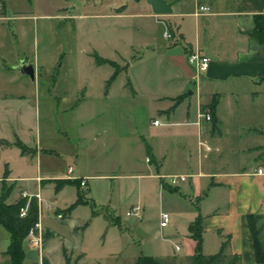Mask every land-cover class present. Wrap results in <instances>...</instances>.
<instances>
[{"label": "crops", "instance_id": "obj_1", "mask_svg": "<svg viewBox=\"0 0 264 264\" xmlns=\"http://www.w3.org/2000/svg\"><path fill=\"white\" fill-rule=\"evenodd\" d=\"M165 1L173 13L164 15L160 24L163 33L168 25L175 38L160 42L158 51L177 92L155 96L153 110L141 123L118 109L115 80L105 92L114 67L97 65L92 54L116 62L121 71L118 58L104 57L95 49L87 52L95 66L111 68L95 92L97 86L92 87L87 76L78 85L69 82L61 74L60 57L37 60L50 82L42 95L34 65V121L22 117L21 105L16 107L30 94L21 88L13 94L0 90V188L18 190L6 203H16L23 192L40 193L55 213H43L40 248L29 244V236L24 241L25 264H66L63 249L72 253V260L80 256L78 264H84L94 225L105 244L114 246L106 250L111 264H132L141 254L165 262L187 260L196 249L189 226L198 216L205 255L217 253L229 236L228 251L239 255L241 264H264L256 261L248 226L252 216L264 253V44L252 36L255 16L264 15V0ZM5 3L0 0L1 20L6 18ZM201 6L209 10L199 12ZM193 51L211 59L201 76L188 62ZM1 73L14 82L23 80L4 66ZM123 88L132 99L139 95L130 78ZM181 96L174 105L172 99ZM214 100L213 120L219 130L213 121L197 124L200 112ZM156 119L164 124L153 125ZM172 176H185L186 181L171 186ZM66 188H73V200L60 204ZM78 193L88 204L70 210ZM164 203L168 211H163ZM97 204L109 211L123 206L125 212L110 220ZM88 205L93 210L81 216L79 208ZM135 206L142 208L141 217L127 215ZM162 212L171 216L167 227L160 226ZM4 233L0 263L8 264L4 252L9 235ZM99 260L96 264H104Z\"/></svg>", "mask_w": 264, "mask_h": 264}, {"label": "rangeland", "instance_id": "obj_2", "mask_svg": "<svg viewBox=\"0 0 264 264\" xmlns=\"http://www.w3.org/2000/svg\"><path fill=\"white\" fill-rule=\"evenodd\" d=\"M5 5L6 18L0 19V66L13 71L23 80L14 82L13 77H5L1 73L0 90L13 94L21 88L30 94L22 104L18 102L16 105L23 107L21 113L24 119L34 121L37 117L34 107L36 84L29 76L20 73L18 67L21 63L35 65L36 78L38 80L39 72V81L43 84L40 85L42 95L47 91L44 85L50 82V77L44 70L41 71L37 60L46 58L50 62L58 57L63 63L61 74L68 77L69 82L70 79L75 80L78 85L80 79L87 76L92 87L97 86V89H93L95 92L99 81L107 78L111 68H97L87 55L92 49L104 57L118 58L122 73L113 83V97L121 101L118 109L123 114L134 116L140 123L153 110L152 99L155 96L177 92V84L169 80V69L158 51L160 42L165 39L164 35L162 37L164 26L160 24L165 16H155L146 0H6ZM187 5L190 7L191 2ZM123 6V10H115ZM136 56L142 58L135 60ZM129 78L139 93L133 99L123 88ZM72 189L66 188L62 192L60 204L73 200ZM16 192L17 189L10 191L6 201ZM169 207V204L164 203L163 211H168ZM115 209L109 211L97 204V210L104 212L110 220L112 216L125 212L123 206ZM89 210H93L90 205L80 207L78 213L83 216L90 213ZM50 213L55 216L53 209ZM89 232L91 239L87 243L88 256L84 264H96V258L101 263L111 264L106 250L114 246L105 244V238L100 236L97 226H92ZM4 237V229L0 226V250L4 245ZM165 263L191 264L189 260L179 258Z\"/></svg>", "mask_w": 264, "mask_h": 264}, {"label": "trees", "instance_id": "obj_3", "mask_svg": "<svg viewBox=\"0 0 264 264\" xmlns=\"http://www.w3.org/2000/svg\"><path fill=\"white\" fill-rule=\"evenodd\" d=\"M122 10V9H119ZM254 31L252 36L255 37L260 43L264 44V15H256L254 18ZM167 29L171 34V41L174 40L175 34L173 30L167 25ZM95 63L97 65L109 64L114 67V72L111 77L107 80L105 85V92H107L111 83L116 79L120 72V66L110 60H106L101 58L96 52L92 54ZM128 87L132 89L130 81L127 83ZM183 97H177L172 99L174 101V105L179 104L182 101ZM217 101L214 100L212 104L208 107L203 108L206 112L210 113L212 116L213 126L216 130H219L217 121L213 120V112ZM22 152H25L26 148L22 145L21 142L16 141L15 143ZM76 182H74L75 184ZM77 184V183H76ZM167 187V185H164ZM10 190L2 189V193L0 194V226L4 228V230L9 235V244L7 250L4 252V255L8 257V264H25V251H24V241L28 237L30 230L35 226L38 222V204L36 198H32L28 213L25 217H20L19 212L20 208L26 204V200L20 198L14 204H7L6 198L7 194ZM88 204V201H85L84 195L78 193V198L76 202L70 206V210L75 208L76 206ZM92 204V203H91ZM248 226L250 229V233L252 235L255 257L258 263H264V253L262 252L259 240L258 233L255 227L254 220L252 216L248 217ZM190 237L196 241V249L195 253L192 257L187 260L190 261L191 264H241V258L239 255L231 254L229 250V236L225 237V240L220 246V249L217 253L213 255H205L202 250L203 246V234L204 230L202 229L201 217L192 222L189 226ZM63 255L66 264H78V260L81 258L77 257L75 260H72V253H69L66 249H63ZM132 264H166L165 261L141 254L139 255Z\"/></svg>", "mask_w": 264, "mask_h": 264}, {"label": "built area", "instance_id": "obj_4", "mask_svg": "<svg viewBox=\"0 0 264 264\" xmlns=\"http://www.w3.org/2000/svg\"><path fill=\"white\" fill-rule=\"evenodd\" d=\"M208 10H209V8L205 7V6H201L199 8V12H206ZM163 35H164V38L167 39V40H170L172 38L171 34L169 33L167 28L165 29ZM188 62L194 68V70L196 72V75L197 76H201V75H203L204 73H206L208 71V69L210 67L211 59H210V57L202 54L199 51H193V52H191L188 55ZM203 121L211 122L212 121L211 114L208 113V112H200L199 120L197 121V124L201 125V123ZM163 124L164 123L161 122L159 119H156L153 122V125H155V126H159V125H163ZM72 171H73V168L70 167L68 172L72 173ZM258 172L260 174L262 173L261 170H259ZM184 181H186V177L185 176H172V177L169 178V184L171 186H177L180 182H184ZM80 185L81 186H85L86 185L85 181L82 180L80 182ZM21 198L26 200V204L23 207L20 208V212H19V216L20 217H25L27 215L28 209H29V205H30V202H31L32 198H36V200H37V204H38V222L30 230V233H29L28 236H29V243H31L35 247L40 248L42 243H41L39 231H40V228H41V220L43 218V213H44L45 210H52L53 206H52V204H45L40 193L31 194L29 192H23L21 194ZM141 211H142V208L140 206H135V207L131 208V210H129L127 212V215L128 216L135 215V216L141 217V215H142ZM57 217L58 218H62V215H58ZM160 219H161L160 226L161 227H167L168 224L171 221V216L167 212H162L161 215H160ZM177 250H180V248L177 247Z\"/></svg>", "mask_w": 264, "mask_h": 264}, {"label": "water", "instance_id": "obj_5", "mask_svg": "<svg viewBox=\"0 0 264 264\" xmlns=\"http://www.w3.org/2000/svg\"><path fill=\"white\" fill-rule=\"evenodd\" d=\"M146 2L151 6L153 13L157 16L170 15L173 13V9L165 0H146ZM18 69L21 74L29 76L31 79L35 78V68L32 64L23 62Z\"/></svg>", "mask_w": 264, "mask_h": 264}]
</instances>
